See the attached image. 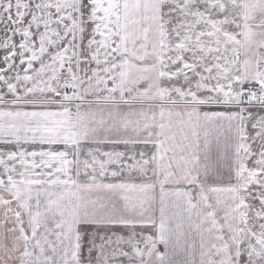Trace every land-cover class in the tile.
Here are the masks:
<instances>
[{
  "label": "snow or ice",
  "instance_id": "6c2138e0",
  "mask_svg": "<svg viewBox=\"0 0 264 264\" xmlns=\"http://www.w3.org/2000/svg\"><path fill=\"white\" fill-rule=\"evenodd\" d=\"M0 264H264V0H0Z\"/></svg>",
  "mask_w": 264,
  "mask_h": 264
}]
</instances>
